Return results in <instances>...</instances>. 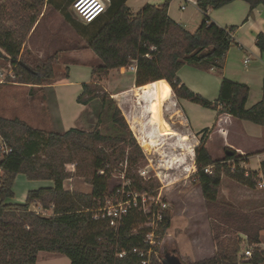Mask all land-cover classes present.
Masks as SVG:
<instances>
[{"label": "trees", "instance_id": "trees-1", "mask_svg": "<svg viewBox=\"0 0 264 264\" xmlns=\"http://www.w3.org/2000/svg\"><path fill=\"white\" fill-rule=\"evenodd\" d=\"M126 1L110 0L104 12H108L106 18H101L102 13L85 24L93 30L83 44L101 61L92 73L121 68L135 60V85L142 87L166 81L176 97L216 109L218 114L227 113L233 118L248 120L260 125L264 131V77L261 99L246 107L249 88L244 83L223 78L217 98L209 101L191 91L177 76V71L185 64L202 69L215 66L220 70V60L233 43V38L227 31L229 28L210 21L206 8L219 7L229 0H197L203 18L193 32L169 17L167 10L170 0H164L159 5L146 3L134 15H131ZM249 1L252 4L264 2ZM19 19L21 24L18 31L8 29L0 22V49L3 51H0V55L6 57L14 67L17 80L10 81L40 85L42 80L53 77L52 64L56 60V53L32 65L21 50V45L36 17L25 21V16L20 15ZM256 45L264 54V33L256 36ZM96 98L104 105L109 96L96 81L82 82L76 101L87 104ZM111 100L109 102L114 106L111 120L119 129L129 130L120 109ZM204 131L206 129L202 130L203 135L194 148L196 171L189 179L200 186L206 202L215 255L190 264H239V233H244L248 243L253 245L251 258L244 263L264 264V250L258 245L257 227L242 225L227 232L222 223L211 215L217 203L221 174L255 188L258 175L264 177V159L259 163V171L247 173L238 165L242 156L232 149H227L230 153H225L222 159L213 160L204 145ZM0 136L10 149L7 154L0 149V264H35L40 250L62 253L69 259V264H141L146 255H141L139 250L148 249L145 233L149 228H136L146 222L149 214L138 207H131L114 230L107 221L93 219L91 211L102 204L106 197L110 166L124 159L127 162L126 191L144 193L153 189L150 179L143 180L139 175L130 173V168L137 165V155L141 156L133 136L129 141L111 137L101 133L97 126L91 131L71 127L62 133L45 132L17 116L1 114ZM109 141L112 143H106ZM117 145L120 146L114 150ZM227 160L234 164L232 169L226 164ZM68 163L74 164L75 173L91 185L90 193L64 188V180L71 176L66 169ZM208 165L212 166L211 172L204 170ZM19 173L28 180H52L53 186L29 190L23 203L5 202L13 197L12 187ZM32 202L39 203L45 209L52 207V213L41 215L29 210ZM156 208L157 205L152 204L151 209ZM161 213L162 218L155 230L151 263L179 264L168 258L160 261L157 257L161 237L170 225V213L163 210ZM120 252L125 254L119 257Z\"/></svg>", "mask_w": 264, "mask_h": 264}, {"label": "rangeland", "instance_id": "rangeland-1", "mask_svg": "<svg viewBox=\"0 0 264 264\" xmlns=\"http://www.w3.org/2000/svg\"><path fill=\"white\" fill-rule=\"evenodd\" d=\"M103 2L107 6L110 0ZM162 2L164 0H127L126 4L131 15H134L146 3L159 5ZM73 3L74 0H0V22L10 30H19L20 15L25 16V21L36 17L21 45V50L28 56L32 65L56 53V60L52 64L53 77L42 80L40 85L10 81L17 80L14 67L6 57L0 55V114L6 117L17 116L32 127L45 132L62 133L71 127L91 131L97 126L101 133L111 137L129 141L133 136L141 156L137 155V165L130 168V173L139 175L143 180L150 179L153 185V189L146 192L145 208L148 209L153 203L170 213L169 226L187 222L185 228H188V233L199 230L202 238H205L202 209L207 208V205L198 184L189 179L196 171L194 148L197 144L194 136L199 141L203 132L190 131L184 114L186 113L193 128L203 127L207 126L209 120L208 110L188 99L176 97L166 81L142 87L135 85V72L127 69V66L92 73L101 61L83 42L90 36L93 28L85 25L87 21L78 15ZM178 6V3L173 6L176 11ZM107 15L108 12L101 18H106ZM195 29H191V32ZM90 81L99 83L108 94L106 104L103 105L99 98L87 104L76 101L81 92V83ZM109 99L120 109L129 130L119 129L111 120L114 106L110 104ZM206 132L204 131V135ZM214 142L211 141L210 146L212 155L216 157L217 149L221 150L222 147ZM106 143L110 144L112 141ZM223 154L222 150L218 158H223ZM226 164L231 166L230 163ZM126 167V159L110 166L105 199L117 202L123 199L124 195L127 196ZM66 169L70 171L71 176L64 180L65 188H72V191L81 193L91 192L92 187L88 181L75 173L74 164H66ZM222 174L212 218L222 223L227 232L247 225L251 228L257 227L259 235L260 232L264 233L260 231L264 226V188L256 187L253 191ZM14 190L18 192L17 185ZM42 209L36 202L29 205V210L34 212ZM51 213L52 207L44 212L46 215ZM181 217L184 220H180ZM150 220L147 217L146 222L136 229L150 227ZM164 235L159 242V260L168 258L179 264H189L188 259H183L178 254L175 243L168 239L162 242ZM239 235L241 243L237 253L238 262L245 264L239 255L246 246L251 248L252 245L248 243L244 233ZM190 243L187 240L182 247L187 253L192 250ZM53 255L55 256H49L48 259L41 258L38 264L68 263L64 254Z\"/></svg>", "mask_w": 264, "mask_h": 264}, {"label": "crops", "instance_id": "crops-1", "mask_svg": "<svg viewBox=\"0 0 264 264\" xmlns=\"http://www.w3.org/2000/svg\"><path fill=\"white\" fill-rule=\"evenodd\" d=\"M177 3L179 5L178 11L173 7L174 4L177 6ZM182 5H184L183 9L180 8ZM167 14L189 32H191V29H195L200 25L203 17V11L199 8L197 2L187 3L185 0H170ZM206 14L211 22L231 29L234 38L233 43L220 60V70H217L215 66L201 70L190 65H183L177 71V76L191 91L209 101L217 98L219 85L223 78L244 83L249 88L245 106L250 107L262 97L264 54L256 45V36L259 33H264V2L252 4L249 0H229L219 7H207ZM206 109L208 110L209 117L207 126L196 128L191 126V122L184 109L182 110L185 113L184 115L190 131L201 132L203 129H206L204 145L211 155V158L213 160L222 159L218 158L221 151L223 150L225 154L227 149H232L242 156L238 165L243 167L246 173L247 171H259V163L264 159L263 128L248 120L233 118L227 113L218 114L216 109ZM194 137L198 145L199 141L196 136ZM211 141H215L214 144L217 143L218 146L222 147L221 150L219 148L217 149L218 154L216 157L211 152ZM226 163H230V168H233L234 164L231 160H227ZM221 177L223 178V174ZM231 179L235 180L233 178ZM15 185H17L18 192L14 190ZM51 186H53L52 180H28L24 174L19 173L15 177L12 187L13 197L7 198L5 202L23 203L29 190ZM198 187L201 192L199 185ZM244 187L253 191L256 190V187L264 188L258 187L257 185L255 188H250L246 185ZM65 189L72 191V188ZM202 215L205 222V238H202L199 230L188 233V228H185L187 222H182L175 226H169L162 241L164 242L168 239L175 243L178 254L181 258L188 259L189 264L194 261L211 258L215 255V244L212 238L210 218L206 207H203ZM179 219L184 220L183 217ZM260 231H264V226L261 227ZM259 239L260 242L258 245L264 250V233L260 232ZM187 240L192 245V250L188 253L182 248ZM202 244L204 245L203 247ZM53 254L60 256L62 253L38 251L35 264H38L41 258L48 259L49 256H55ZM67 264H69V259Z\"/></svg>", "mask_w": 264, "mask_h": 264}, {"label": "built area", "instance_id": "built-area-1", "mask_svg": "<svg viewBox=\"0 0 264 264\" xmlns=\"http://www.w3.org/2000/svg\"><path fill=\"white\" fill-rule=\"evenodd\" d=\"M185 2L196 3L197 0H185ZM73 5L78 15L82 19L87 21L86 23L93 21L99 15L104 13L108 6V5L107 6L105 5L103 0H74ZM180 8L183 9L184 5H182ZM227 31L230 37L233 38L232 31L230 29H227ZM127 69L133 70L135 72L136 61L132 60L127 65ZM0 149L5 154H7L10 150L9 148L5 146L1 136H0ZM211 169H212L211 165H208L204 168L206 172H211ZM257 186L264 187V177L262 174H259L257 177ZM145 195H146V192L139 193L135 190H130L128 191V194L125 199H121L117 202H111L109 199L104 198L103 203L100 204L98 207L91 209V211H92L93 219L107 221L109 226H111L114 230L117 228L122 216L126 214L131 207H138L145 214H149L148 217L149 219H151L150 220L151 223H150V227H148L149 230L145 233V238H146L145 242L148 243V249L139 250V253L141 255H146L145 259L141 261V264H152L150 257H151V253L153 252L152 246L155 244L154 236H155V230L157 228V222L160 221L162 218V213H161L162 209H160V207H157L155 210H152L151 206L153 203L148 209H146L145 208V202H146ZM162 206L164 207V204ZM46 211L47 209L45 208H43L41 211L35 210L36 213H39V214L42 213L41 215H46L44 214V212ZM245 238L247 240V237ZM252 247L250 248L246 246V248L239 255V258L242 260V262H246L248 261V259L251 258ZM134 251L136 250L134 249ZM124 254L125 252H120L118 253V256L121 257Z\"/></svg>", "mask_w": 264, "mask_h": 264}, {"label": "water", "instance_id": "water-1", "mask_svg": "<svg viewBox=\"0 0 264 264\" xmlns=\"http://www.w3.org/2000/svg\"><path fill=\"white\" fill-rule=\"evenodd\" d=\"M226 153H230L229 151H226Z\"/></svg>", "mask_w": 264, "mask_h": 264}, {"label": "bare ground", "instance_id": "bare-ground-1", "mask_svg": "<svg viewBox=\"0 0 264 264\" xmlns=\"http://www.w3.org/2000/svg\"><path fill=\"white\" fill-rule=\"evenodd\" d=\"M95 17H96V16H95ZM95 17H94V18H95ZM94 18H93V19H94Z\"/></svg>", "mask_w": 264, "mask_h": 264}]
</instances>
